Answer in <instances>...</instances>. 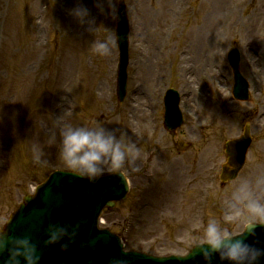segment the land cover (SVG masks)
Returning a JSON list of instances; mask_svg holds the SVG:
<instances>
[{"label":"rangeland","instance_id":"374dc122","mask_svg":"<svg viewBox=\"0 0 264 264\" xmlns=\"http://www.w3.org/2000/svg\"><path fill=\"white\" fill-rule=\"evenodd\" d=\"M45 1L51 3L49 8ZM83 3L99 26L95 34L69 14L77 0H0V223L7 222L34 185L53 169L65 168L58 156V122H100L125 133L141 152L139 171L128 173V198L107 212L104 224L117 233L122 228L136 249L184 254L188 242L202 235L209 216L221 218L228 210L224 201L242 180H248L264 202V185L256 184L264 177V0H126L134 27L131 40L145 53L139 56L140 69L136 79L131 75L123 103L115 92L116 47L106 57L90 51L91 41L104 37L105 26L116 31L115 20L107 14L106 0L105 12L96 0ZM199 33H204L206 47L200 46ZM233 45L240 47L241 69L253 84L249 102L230 99L232 74L225 58H218L221 49ZM149 47L151 63L158 50L165 55L167 71L158 83L154 72L145 80L141 76ZM184 48L189 54L209 55L202 59L210 60L209 69L196 67L198 54L190 69H184ZM204 77L210 82L206 93ZM185 78L196 82L193 89L201 100L191 107L200 122L212 115L208 102L215 98L227 106L213 107L215 117L225 120L230 112L229 120L195 130L187 119L176 132L165 131L159 105L163 93L169 86L190 90ZM135 97L140 103L134 116ZM147 102L157 108L155 121L147 116ZM246 123L253 135L246 165L237 180L221 186L223 143L238 136ZM53 132L56 142L49 144ZM179 141L191 145L180 152ZM34 145L42 150L43 163L34 159ZM224 226L242 230L240 222Z\"/></svg>","mask_w":264,"mask_h":264},{"label":"clouds","instance_id":"9594fccd","mask_svg":"<svg viewBox=\"0 0 264 264\" xmlns=\"http://www.w3.org/2000/svg\"><path fill=\"white\" fill-rule=\"evenodd\" d=\"M106 3L107 14L117 20L119 0H106ZM96 4L101 12L106 11L104 0H96ZM69 14L80 25H87V31L95 34L98 30L99 26H95V19L91 17L90 9L84 5L83 0H77L76 6L69 9ZM104 32L102 39L95 38L90 43V51L101 57L111 55L112 49L124 39L109 27L105 26ZM57 128L59 159L73 175L95 184L106 174L122 175L127 180L129 171H139L137 161L141 159L140 148L118 128H109L100 122L74 125L63 121L58 122ZM56 138L57 132H53L48 143H55ZM33 153L37 163L44 162L42 150L35 145ZM256 184L264 185V177L258 178ZM224 205L228 210L223 216H209L202 235L188 242L191 253H194L193 264H200L198 257H202L205 264H214L217 255L219 264H224L225 261L228 264H261L264 242L257 239L255 243H249L248 237H256L257 227H264V202L254 195L252 185L245 179L234 187ZM83 222L77 221L74 225L68 222L49 223L44 229L47 239L43 240V244H56L68 237L60 245L66 251L75 242ZM236 222L242 223L239 233L224 226ZM7 223H0V264H41L38 244L30 235L9 236L6 231ZM123 250L126 252L124 244ZM187 257L178 256L180 259ZM113 264L128 262L119 258Z\"/></svg>","mask_w":264,"mask_h":264},{"label":"bare ground","instance_id":"6f19581e","mask_svg":"<svg viewBox=\"0 0 264 264\" xmlns=\"http://www.w3.org/2000/svg\"><path fill=\"white\" fill-rule=\"evenodd\" d=\"M205 36L203 35V36H201V38H200V41H199V44H200V46H207V44H206V42H205ZM206 49H204V51H205ZM151 52H152V47H149L148 49H147V53H148V57H147V60H145L144 61V72H142L141 73V76H142V78L145 80V77H147V78H149V76L154 72L155 73V68H154V64L153 63H151ZM153 54V53H152ZM198 54V53H197ZM199 58H196V61L199 63V62H201V52L199 51ZM207 57H209V55L208 56H205V58H207ZM186 60H188V58H185ZM200 59V60H199ZM210 61V60H209ZM208 61V62H209ZM155 62V61H154ZM201 65H202V67H206V69H207V64L206 63H201ZM186 66L188 67V63H186ZM189 99L190 100H194V101H197V100H201V97H200V95L197 93V92H195L193 95H191L190 97H189ZM139 100V99H138ZM138 108H139V103L137 102V103H135V105H134V108H133V111H132V113H133V115L135 116L138 112ZM231 114H230V112H228L227 113V115H225L224 117H225V120L226 121H228L229 120V117L228 116H230ZM218 119H215V120H218V121H221V122H225V120H223L221 117H217ZM218 123V122H217ZM218 124H221V123H218ZM222 124H224V123H222ZM200 127V126H199Z\"/></svg>","mask_w":264,"mask_h":264},{"label":"water","instance_id":"95a60500","mask_svg":"<svg viewBox=\"0 0 264 264\" xmlns=\"http://www.w3.org/2000/svg\"><path fill=\"white\" fill-rule=\"evenodd\" d=\"M242 144H243L242 140L241 141H230L227 143V151L230 155L232 163L235 165V168L233 170H230L228 169L227 166H225L224 176H223L224 180L229 179V178H234L238 170L242 166L244 159H245L244 157L245 151L242 152ZM116 198L118 197H115L114 199ZM26 213L24 212L23 214H26ZM7 234H8V231H7Z\"/></svg>","mask_w":264,"mask_h":264}]
</instances>
